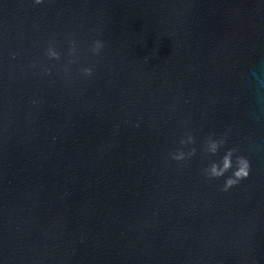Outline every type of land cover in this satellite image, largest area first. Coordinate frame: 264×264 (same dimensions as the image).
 <instances>
[{
  "label": "water",
  "instance_id": "water-1",
  "mask_svg": "<svg viewBox=\"0 0 264 264\" xmlns=\"http://www.w3.org/2000/svg\"><path fill=\"white\" fill-rule=\"evenodd\" d=\"M0 264H264V0H0Z\"/></svg>",
  "mask_w": 264,
  "mask_h": 264
},
{
  "label": "clouds",
  "instance_id": "clouds-1",
  "mask_svg": "<svg viewBox=\"0 0 264 264\" xmlns=\"http://www.w3.org/2000/svg\"><path fill=\"white\" fill-rule=\"evenodd\" d=\"M35 3L39 4L41 3V0H35ZM47 55L49 56V58L52 59L57 58V54L51 49L47 51ZM222 143L223 141H216L210 139L208 141L207 150L210 153L214 154L216 153L218 147ZM182 157L183 154L181 153L174 158L181 159ZM231 157H232V151L230 150L223 157V167L217 169V166L215 164H212L211 167L208 168L206 171L212 177L221 176L227 168L231 167V163H230ZM249 168L250 166L246 158H244L243 156L236 157L235 169L232 172V176L225 181V185H224L225 189L232 187L233 185L237 184L240 180L246 179L249 174Z\"/></svg>",
  "mask_w": 264,
  "mask_h": 264
}]
</instances>
